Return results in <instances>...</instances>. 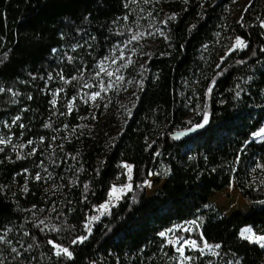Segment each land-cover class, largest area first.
I'll return each instance as SVG.
<instances>
[{"label":"trees","instance_id":"1","mask_svg":"<svg viewBox=\"0 0 264 264\" xmlns=\"http://www.w3.org/2000/svg\"><path fill=\"white\" fill-rule=\"evenodd\" d=\"M229 2L0 0V264H181L160 233L191 221L178 235L216 253L185 264H264L241 236L264 235V0L240 21ZM153 32L131 118L110 129L97 68ZM123 163L135 187L87 235ZM232 188L251 206L226 216L211 197Z\"/></svg>","mask_w":264,"mask_h":264},{"label":"rangeland","instance_id":"2","mask_svg":"<svg viewBox=\"0 0 264 264\" xmlns=\"http://www.w3.org/2000/svg\"><path fill=\"white\" fill-rule=\"evenodd\" d=\"M250 2L251 0H230L227 6L228 17L237 18L240 21ZM160 34L161 33L153 32L151 34L137 35V37H139L137 40L138 42L132 40L127 41L118 47L111 59H105L99 64L94 75V81L92 82V85H90L95 90L90 95V102L92 103V106L96 108L101 101L105 100L106 97H109L105 102V106L107 108L109 107L108 110L111 120V123L109 122L111 125L110 129H116L120 124H124L131 118V107L141 85L140 70L145 67L147 61L150 59L151 51L153 47L157 45L156 39L158 36H161ZM236 41L233 43L231 51H242L246 49L247 45L245 42H243V45L237 46ZM107 73H114V75L109 76ZM117 77H122V79H117ZM101 84H103L104 89L106 90H101ZM98 91L101 93L100 97H97L95 100L91 99L92 95ZM262 130H264V127ZM257 139L262 140L264 139V136L257 135ZM125 165L131 168L130 173L129 168L125 167ZM122 166L126 181L122 183V177H120V179H118L112 186L107 200L102 203L97 208L95 214L89 218L87 235L90 234L94 223L98 222L102 217L109 215L112 208L117 206L124 196L133 191L135 187L134 167L127 163H123ZM129 185L131 186L130 189L128 187ZM161 185L162 182H158L155 177L150 178V180L144 185L146 196L151 197L155 190ZM211 201L219 208L221 213L226 216L239 212H247L251 206L250 203L243 199L241 193L235 188L213 194ZM193 224L194 223L191 221L179 225L167 231L164 235L168 244L173 246L175 251L179 254V261L181 264H185L189 260L188 252L190 251L198 250L203 254L216 253L215 248L210 246L199 247L197 242V247L193 248L185 243L190 239L178 235V232L193 230ZM246 229L250 231L246 232ZM242 233H244V235L241 236L243 238L247 237L245 239L250 241H253L256 237L264 236L255 234L250 228L243 229L241 234ZM178 248H183V253L178 252Z\"/></svg>","mask_w":264,"mask_h":264},{"label":"snow or ice","instance_id":"3","mask_svg":"<svg viewBox=\"0 0 264 264\" xmlns=\"http://www.w3.org/2000/svg\"><path fill=\"white\" fill-rule=\"evenodd\" d=\"M131 39L132 40H136V39H139V37H137V36L134 35ZM236 44H237V46H241V45H243V41L238 38L237 41H236ZM117 71H119V70H117ZM107 75L112 76V75H114V73H107ZM117 79H122V77H117ZM100 88H101V90H106V89H104L103 84L100 85ZM100 95H101V93L99 91L98 92H95L92 95L91 99L95 100L97 97H100ZM53 103H55V101H53ZM207 122H208L207 121V117H205L204 124H206ZM197 127H203V124L197 125ZM257 135L264 136V130H262L261 132L257 133ZM0 143H4V141L3 140H0ZM125 167H128L129 168V173H130L131 172V168L129 166H127V165H125ZM36 179L39 180L40 177L37 176ZM128 187L130 189L131 186L129 185ZM114 191H115V189H114ZM93 219H95V218H93ZM245 231L247 232V231H250V230H247L246 229ZM160 235L161 236H164L165 233H160ZM241 235H244V233H242ZM245 238H247V237H245ZM84 239H86V237H80L79 238L80 242H82ZM73 242L75 243L76 241H73ZM253 242L259 243L261 245V247H264V236L256 237L253 240ZM49 243H52V242L50 241ZM185 243L189 244L193 248L197 247L196 241L189 240V241H186ZM53 247L56 249V255L57 256H59L61 254H65V255L71 257V255H72V253L69 252V250L67 248H62L58 244H53ZM204 247H209V245L207 244V242L204 243ZM217 247H218V245H217ZM13 251H15V249H13ZM177 251L183 253V248H178Z\"/></svg>","mask_w":264,"mask_h":264}]
</instances>
